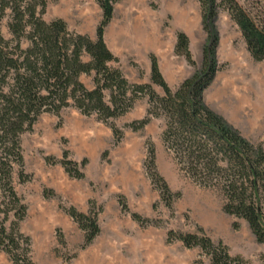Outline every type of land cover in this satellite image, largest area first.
Masks as SVG:
<instances>
[{"label": "rangeland", "instance_id": "rangeland-1", "mask_svg": "<svg viewBox=\"0 0 264 264\" xmlns=\"http://www.w3.org/2000/svg\"><path fill=\"white\" fill-rule=\"evenodd\" d=\"M46 1L45 20L62 18L71 31L95 37L102 19L97 0ZM240 1L264 22V0ZM7 20L2 22V30L8 37ZM203 22L200 0H120L105 35L126 30L138 41L148 40L147 47L115 48L119 63L114 65L130 82L148 83L150 56L155 54L165 79L176 90L203 68L204 50L210 44ZM214 30L219 37L215 79L233 75L237 85L234 92L251 97L256 106L264 99V61L253 59L241 31L224 8L218 11ZM179 32L188 35L195 64L176 53ZM82 80L93 87L92 76L83 75ZM155 89L163 94L160 87ZM106 99H110L109 92ZM148 108V98L143 97L131 111L107 123L70 107L60 115H42L33 130L22 136L25 172L30 180L21 183L15 175V186L28 206L20 228L31 238L35 264H212L200 248L168 240L171 230L197 233L201 228L247 264H264V243L257 241L248 223L223 210L224 198L218 190L197 185L179 169L163 141L164 118L152 119L143 129L129 127L143 119ZM113 125L123 131L119 143H115ZM242 125L243 136L264 147V114L252 127ZM150 144L156 151L157 171L173 192H181L173 210L162 201L150 177ZM65 150L72 160L81 164L86 160L84 178L70 176L59 162ZM70 206L83 212L91 208L99 211L101 231L86 248L84 231L64 209ZM133 213L152 222L141 224ZM235 221L240 224L238 229L233 226ZM0 264H14L1 249Z\"/></svg>", "mask_w": 264, "mask_h": 264}, {"label": "trees", "instance_id": "trees-1", "mask_svg": "<svg viewBox=\"0 0 264 264\" xmlns=\"http://www.w3.org/2000/svg\"><path fill=\"white\" fill-rule=\"evenodd\" d=\"M119 1L97 0L102 19L92 37L71 31L62 18L45 20L46 0H0V249L14 264H35L31 238L20 228L28 206L15 186V175L21 183L30 180L25 172L22 136L32 131L44 114L60 115L73 107L108 123L131 111L143 97L148 98L147 114L129 127L143 129L152 119L164 118L163 141L179 169L197 185L218 190L224 198L223 210L246 221L257 241L264 243V147L245 138L204 100L218 70L219 37L214 20L219 9L229 12L255 61H264V22L240 0H200L210 44L204 50L202 70L174 90L155 54L150 56L148 83L130 82L114 65L119 58L107 45L105 30ZM5 19L8 37L2 30ZM175 51L195 64L185 32L178 33ZM83 75L93 77L92 88L83 82ZM112 128L115 143H119L123 131L116 125ZM59 162L70 176L85 177L82 168L86 160L82 164L72 160L65 150ZM147 168L162 201L173 210L181 192H173L157 171L153 144ZM121 201L127 210L124 198ZM64 209L84 231L83 248L88 247L101 231L99 211L91 208L83 212L75 206ZM132 216L141 224L152 222L138 213ZM233 226L238 229L240 224L235 221ZM168 240L200 248L212 264H247L242 256L232 255L225 244L214 242L203 228L197 233L171 230Z\"/></svg>", "mask_w": 264, "mask_h": 264}, {"label": "crops", "instance_id": "crops-1", "mask_svg": "<svg viewBox=\"0 0 264 264\" xmlns=\"http://www.w3.org/2000/svg\"><path fill=\"white\" fill-rule=\"evenodd\" d=\"M92 36V35H91ZM94 37V36H92ZM109 48L113 51L119 47H147L148 40H136L126 30H117L115 34L105 35ZM233 75L217 77L204 94L205 103L230 125L243 131V123L249 126L256 124L264 114V99L254 106L251 97H240L235 92L236 83ZM243 122V123H242ZM242 123V124H241Z\"/></svg>", "mask_w": 264, "mask_h": 264}]
</instances>
